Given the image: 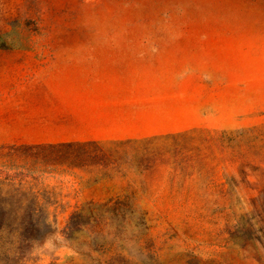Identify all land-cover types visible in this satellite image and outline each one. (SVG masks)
<instances>
[{
	"label": "rangeland",
	"instance_id": "obj_1",
	"mask_svg": "<svg viewBox=\"0 0 264 264\" xmlns=\"http://www.w3.org/2000/svg\"><path fill=\"white\" fill-rule=\"evenodd\" d=\"M7 67L79 72L63 86L79 100L52 102L62 116L46 123L9 120L0 192L28 175L32 145L91 136L119 159L97 182L45 176L58 224L1 219L0 264H264V0H0V95ZM125 195L124 222L73 220Z\"/></svg>",
	"mask_w": 264,
	"mask_h": 264
},
{
	"label": "trees",
	"instance_id": "obj_2",
	"mask_svg": "<svg viewBox=\"0 0 264 264\" xmlns=\"http://www.w3.org/2000/svg\"><path fill=\"white\" fill-rule=\"evenodd\" d=\"M104 145V142L90 140L30 146V153L25 156L30 165L27 169L28 175L20 174L18 178L3 179V182L20 180L21 183L11 190L9 187L6 192H0V222L3 219L18 226L48 228L57 225L58 216L64 212L63 196L39 184L47 175H62L76 167L88 173L94 172L93 182L111 178L112 173L108 169L117 164L116 160L119 158L113 150L104 148ZM130 199V196L125 195L108 198L102 202L85 201L82 207L72 214L73 220L94 226L108 225L113 221L124 222L134 208Z\"/></svg>",
	"mask_w": 264,
	"mask_h": 264
},
{
	"label": "crops",
	"instance_id": "obj_3",
	"mask_svg": "<svg viewBox=\"0 0 264 264\" xmlns=\"http://www.w3.org/2000/svg\"><path fill=\"white\" fill-rule=\"evenodd\" d=\"M7 68H9V72L6 75L14 79L15 82L25 78L30 82L21 87H16L15 82L10 83L2 90V94L0 95V132L18 131L16 128L6 127L10 125L9 120L20 119L23 124H38L46 123L44 120L53 116L61 117L62 112L59 108H56L57 112L53 113L55 108L52 102H74L79 100V98L73 96L76 93L73 88L63 87L65 84L79 79V72H72L68 67H63L60 70L50 68L43 72L33 73L20 72L15 67ZM39 81L47 84L48 87L37 91V88L33 84ZM50 82L57 84V87H51ZM69 112L71 113V117L76 118L79 116V107L72 105ZM55 140L71 142L96 139L91 136H79L58 138Z\"/></svg>",
	"mask_w": 264,
	"mask_h": 264
}]
</instances>
